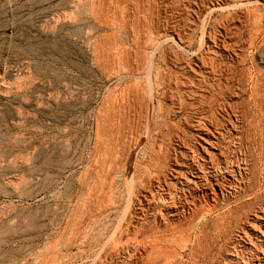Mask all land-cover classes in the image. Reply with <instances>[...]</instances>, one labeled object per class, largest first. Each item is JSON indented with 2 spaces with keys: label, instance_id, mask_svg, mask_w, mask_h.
<instances>
[{
  "label": "rangeland",
  "instance_id": "obj_1",
  "mask_svg": "<svg viewBox=\"0 0 264 264\" xmlns=\"http://www.w3.org/2000/svg\"><path fill=\"white\" fill-rule=\"evenodd\" d=\"M261 169L264 0H0V264L237 263Z\"/></svg>",
  "mask_w": 264,
  "mask_h": 264
},
{
  "label": "bare ground",
  "instance_id": "obj_2",
  "mask_svg": "<svg viewBox=\"0 0 264 264\" xmlns=\"http://www.w3.org/2000/svg\"><path fill=\"white\" fill-rule=\"evenodd\" d=\"M200 121V120H199ZM201 122V121H200ZM202 123V122H201ZM200 123V124H201ZM207 130L208 129H204ZM203 143L201 145V148L204 152V157L203 160L205 162H209L212 161L214 159V152L212 150V148H215V145H217V142L215 140H218L217 138L213 137L210 138L209 135H200ZM261 156V155H260ZM239 170H245L246 173L249 172V167L247 166L246 168H241L239 167ZM252 170V169H251ZM235 172V171H234ZM256 173V172H255ZM253 173V174H255ZM242 174V172H241ZM252 174V173H251ZM249 175V173H248ZM233 176V174H232ZM242 176V175H241ZM252 178V177H251ZM203 177L199 175V173H193L191 176L184 178L181 181V184L184 186H197L200 184V182L202 181ZM250 179V178H249ZM254 179V178H253ZM253 182V181H252ZM254 183V182H253ZM257 183V182H256ZM258 184L260 187V192L256 195L258 199H260L261 194L264 191V169H261L260 171V179L258 181ZM17 187H19V185H16ZM254 187V186H253ZM254 189V188H253ZM211 190V189H210ZM262 192V193H261ZM219 194L224 195L225 194V188L222 184L218 183V184H213L212 185V191L209 193H206V195L209 197V199L212 202V205L210 207V209L207 212H212L215 208H216V198L219 196ZM253 195V194H252ZM8 197L14 196V195H7ZM22 202H28L32 200V197H27V196H18ZM167 199V198H165ZM167 201V200H166ZM208 203V202H207ZM12 206H14V203H11ZM250 210L252 212V218L249 219L247 221L244 222L245 224V228L243 229V231L238 235L237 237V241L239 243V245L243 248L246 249L248 246L252 247L255 251L254 256H251L249 258H245L242 257L240 260H237V263H234V261L231 262V264H264V204L259 207V209L257 210H252L253 207L250 204L249 206ZM88 210H90V212H92L93 210L88 206L87 203L84 204L83 207V213L85 215V213L88 212ZM89 212V213H90ZM95 212V211H94ZM82 213V215H83ZM233 213V212H232ZM248 213V212H247ZM212 214V213H211ZM246 214V212H245ZM249 214V213H248ZM247 214V215H248ZM32 216H37L36 213H30L29 216H27V219L30 220L32 218ZM81 216V215H80ZM204 216V215H203ZM5 217L4 215L0 214V218ZM243 215L240 216V218H242ZM20 218V215L15 216L13 219H11V223L16 222L17 219ZM81 218V217H80ZM205 218V217H204ZM83 219V218H81ZM18 221V220H17ZM70 221V220H69ZM76 221V220H75ZM82 221V220H81ZM200 221V220H199ZM70 223V222H69ZM76 223V222H75ZM79 223V222H78ZM78 223H76L74 226H76ZM73 224V223H72ZM81 224V223H80ZM79 224V225H80ZM204 224V223H203ZM214 224V222H213ZM226 225V224H225ZM78 226V225H77ZM76 226V228H78ZM80 228V227H79ZM219 228V231H222V226L220 224L217 223V227L216 229ZM228 229V228H227ZM210 231V230H209ZM199 232V230H198ZM193 233V232H192ZM228 233V232H227ZM199 234V233H198ZM195 236V235H194ZM210 237L209 232H206L205 229L202 230L200 232L199 235H197L196 240L194 241V243H192L193 241L190 239L186 238V242H187V250L191 255H197L198 257H201L203 259H205L206 261H215L216 259L214 258V249L212 248V246L214 245H210L209 243H206V241H208ZM115 238V237H114ZM121 239H123V237H120ZM141 238V235L137 236L136 239L138 241V239ZM163 238V237H162ZM134 238V240H136ZM154 239V238H153ZM156 239V238H155ZM174 239V238H173ZM131 239H127V241H130ZM133 240V241H134ZM167 240V238H166ZM165 240V241H166ZM182 240V239H181ZM184 240V239H183ZM126 241V242H127ZM132 241V240H131ZM130 241V242H131ZM136 241V242H137ZM140 241V240H139ZM142 241V240H141ZM144 241V240H143ZM174 241V240H173ZM158 242V240H157ZM161 242V241H160ZM178 242V241H177ZM215 242V241H214ZM220 242V241H219ZM141 243V242H140ZM139 243V245H140ZM146 243V242H145ZM165 243V242H164ZM174 243V242H173ZM192 243V244H191ZM213 243V242H212ZM258 243H260L261 245H258ZM157 244V243H156ZM160 244V243H159ZM180 244V243H178ZM219 244V243H218ZM144 245V243H143ZM147 245V244H146ZM151 246H152V242H151ZM155 246V245H154ZM159 246V245H158ZM216 246V245H215ZM179 247V246H178ZM145 248V247H144ZM153 248V247H152ZM183 248V247H182ZM155 249V255H161V257L157 258L156 262L154 261V264H168L169 262L175 261L177 260L178 256H177V251H175L174 249H163V247L161 248L160 246L158 248H154ZM176 249V248H175ZM148 251V250H147ZM152 251V250H151ZM149 252V251H148ZM177 252V253H176ZM147 253V252H146ZM151 254V253H150ZM149 255V254H148ZM145 256V255H144ZM150 257V256H149ZM200 258V259H201ZM150 259V258H149ZM182 259V258H181ZM199 259V258H198ZM164 260V261H163ZM163 261V263H162ZM202 261V260H201ZM144 263V262H143ZM210 263V262H209ZM181 264V263H180Z\"/></svg>",
  "mask_w": 264,
  "mask_h": 264
}]
</instances>
